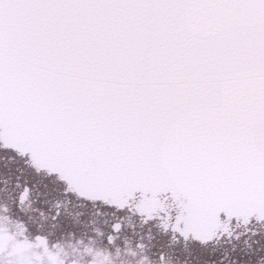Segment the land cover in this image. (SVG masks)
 I'll return each mask as SVG.
<instances>
[{"label": "snow or ice", "instance_id": "1", "mask_svg": "<svg viewBox=\"0 0 264 264\" xmlns=\"http://www.w3.org/2000/svg\"><path fill=\"white\" fill-rule=\"evenodd\" d=\"M8 160L201 264H264V0H0ZM0 264L50 261L0 242Z\"/></svg>", "mask_w": 264, "mask_h": 264}, {"label": "flooded vegetation", "instance_id": "2", "mask_svg": "<svg viewBox=\"0 0 264 264\" xmlns=\"http://www.w3.org/2000/svg\"><path fill=\"white\" fill-rule=\"evenodd\" d=\"M43 184L31 170L0 161V242L14 252L50 264H161V252L164 264H201L194 249L173 242L136 214L118 212V205L90 195L49 192ZM25 185L31 186L30 195L20 200ZM117 216L121 228L113 231ZM214 248L223 253L225 243Z\"/></svg>", "mask_w": 264, "mask_h": 264}, {"label": "water", "instance_id": "3", "mask_svg": "<svg viewBox=\"0 0 264 264\" xmlns=\"http://www.w3.org/2000/svg\"><path fill=\"white\" fill-rule=\"evenodd\" d=\"M78 194H80V195H90L89 193H78Z\"/></svg>", "mask_w": 264, "mask_h": 264}]
</instances>
